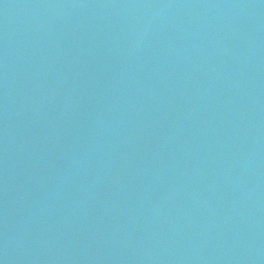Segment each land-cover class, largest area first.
I'll list each match as a JSON object with an SVG mask.
<instances>
[{"label":"water","instance_id":"water-1","mask_svg":"<svg viewBox=\"0 0 264 264\" xmlns=\"http://www.w3.org/2000/svg\"><path fill=\"white\" fill-rule=\"evenodd\" d=\"M0 264H264V0H0Z\"/></svg>","mask_w":264,"mask_h":264}]
</instances>
